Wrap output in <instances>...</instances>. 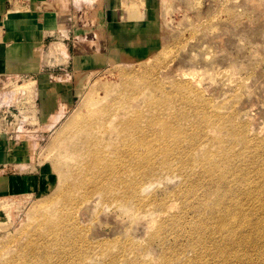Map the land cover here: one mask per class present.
I'll list each match as a JSON object with an SVG mask.
<instances>
[{
    "label": "rangeland",
    "instance_id": "obj_1",
    "mask_svg": "<svg viewBox=\"0 0 264 264\" xmlns=\"http://www.w3.org/2000/svg\"><path fill=\"white\" fill-rule=\"evenodd\" d=\"M131 1L143 5V0H123L125 9ZM81 2L82 5H75V9L81 11L80 16H76L78 21H70L67 26L71 29L72 24L80 25L76 29L84 36H76L75 29L68 33L63 27V31L42 44L36 57L42 74L53 72L52 81L62 86L71 85L72 102L67 106L58 103L50 117L37 120L33 105L34 78L14 80L7 88H16L15 99L21 92L26 94L22 95L24 109L19 110L22 116L19 120L23 123L19 124L15 117L13 126L16 128L19 124V131L9 137H13L10 142L19 141L26 147L24 167L26 172L35 173L38 187L24 196L0 197V257L8 258L17 253L19 245L30 249L28 242L36 240V227L42 228L41 233H44L46 227L54 226L57 231L63 230L66 237V242L51 247L56 255L46 254L48 256L41 260L23 257L22 264H37L39 260V264H111L115 257L116 264H128L130 260L133 264H192L194 255L187 249L186 237L177 241L169 239V243L178 245L183 253L164 245L165 252H162V244L150 242L148 238L160 218L179 211L171 198L181 182L182 166L178 159L175 161L176 155L183 150L192 155L211 138L227 136L229 129L200 124L195 131L182 133L177 115L168 116L163 126L152 125L158 133H147L134 142L139 153L124 146L131 144L128 141L117 144L121 158L117 166L121 175L117 180H109L105 191L104 175L101 183L104 198L96 194L88 200L84 197L99 183V178L95 176L97 170L86 152L83 136L72 137L75 127L71 124L88 108L94 111L105 101L108 104L120 97L126 85L135 89L145 84L159 85L160 92L170 93L165 98L170 110H187L184 103V108L174 107L181 102L177 100L179 94L173 91L174 85L179 84L185 98L200 95L207 102L215 100L212 103L222 112L231 114L236 123H244L247 142L258 147L236 165L253 162L248 166L250 177L253 178V173L264 174V0H151L150 36L143 39L144 43L124 44L122 53L112 47L109 38L94 34L104 27L107 19L104 11H97L101 0ZM142 10L139 18L143 17ZM85 49L93 58L87 64L89 68L82 72L71 71L69 51ZM3 101L8 103L9 99ZM130 102L134 103L132 109L143 105L142 100ZM166 125L170 128L168 134ZM239 147L237 143L236 148ZM150 165L157 170L154 175L145 176ZM216 180L212 177L211 184ZM225 181V176L219 180L220 183ZM252 188L233 200L225 197L219 205L214 204L216 193L205 197V191H201V203L214 208L216 213L208 236L220 238L218 223L223 213L232 214L228 220L233 229H222L224 238L217 244L226 251L216 254L211 250L210 254L202 251L196 264H264V226L258 227L256 234L249 224L254 219L264 220V192ZM234 189L240 192L242 186ZM168 198L172 200L166 201L165 211L156 216L147 208L133 213L139 206ZM198 213L208 215L207 211L187 212L183 225L186 236L191 233L187 223ZM70 220L81 238L67 236L65 229ZM194 220L195 224L206 222L202 217ZM234 234L235 243L229 237ZM247 234H250L248 240L238 245L240 238L247 239ZM113 238L119 243L112 244ZM134 247L138 248L140 258L124 254ZM69 248L73 252L66 254Z\"/></svg>",
    "mask_w": 264,
    "mask_h": 264
},
{
    "label": "bare ground",
    "instance_id": "obj_2",
    "mask_svg": "<svg viewBox=\"0 0 264 264\" xmlns=\"http://www.w3.org/2000/svg\"><path fill=\"white\" fill-rule=\"evenodd\" d=\"M126 84L131 83L126 82ZM187 87L189 86L187 85ZM158 89H160L159 85L145 84L138 89L126 85L120 97L113 99L108 104L105 101L101 104L100 108L94 111H90V108H88L87 112L78 115L73 120L71 126L75 128L72 129V137L83 136L86 152L91 158L92 165L97 170L95 176L99 178V183H95L92 189L87 191L84 198L89 200L96 194H98V197L104 198V191L107 188L109 180L113 178L117 180L121 175L117 166L118 161H121L120 154L116 150L118 143L128 141L131 144L124 146L133 153H139L137 147L133 146L134 142L147 133H158L159 131L152 129V125L163 126L167 121V117L172 116L174 113L179 119V130L182 133L193 132L200 124L214 125L219 130L228 128L227 136L211 138L202 146V149H197L192 155L186 153V150L176 155L175 161L178 159L179 165L182 166L180 169L181 182L171 198H173V203L179 211L160 218L155 230L148 238L150 242L161 243L162 252H165L164 245L168 246L167 248L172 246L171 250L175 249L183 253V249L178 247V245L169 243V239L177 241L182 237H186L187 249L192 252V256L194 255V261L191 263L196 264L200 260L202 251H205V254H210V250L214 254L226 251L222 250L221 245L217 244L224 238L222 229H233L232 223L228 220L232 214L223 213L219 217L220 221L218 223L220 238L214 239L208 236L216 213L214 208H207L204 203H201V191H205V197H211L216 193L215 205L221 204L225 197L233 200L239 195L245 194L250 186H253L254 189H261L264 192V174L253 173V178L250 177L251 172L248 170V166L253 162L244 166L236 165L247 159L248 154L256 150L258 144L247 142L244 123H236L231 114L222 112L215 103H212L215 100L209 99L210 101L207 102L200 95H196L194 98H185L184 94L179 90V84H175L173 91L179 94L177 100L181 102L178 105L174 104V107L184 108L182 106V103H184L187 106V110L172 111L170 110V106H168L169 104L165 101V98L169 97L168 94L170 93H164V90L160 92ZM131 100H142V107L132 109L134 103H131ZM211 107L214 109H210ZM154 120L156 121L153 122ZM169 129L166 125L165 131L167 134ZM262 136H264V133H262ZM175 141L177 142L176 139ZM237 143L240 144L239 148H236ZM147 150L150 151V148ZM169 156L174 157L172 154ZM155 160L156 158H154ZM229 166L231 168L227 170ZM156 170L155 166L150 165L145 171V176L154 175ZM104 175H106L105 178ZM224 176L226 181L220 183L219 180ZM212 177H216L217 180L211 184ZM102 181L104 186L103 192ZM238 185L242 186V190L235 192L234 187ZM181 196L182 198H180ZM68 199L71 200V198ZM167 200L172 199L156 200L148 203L146 206H139L133 210V213L135 214V211L146 210L147 208L151 209L156 216L158 213L165 211ZM207 200L208 198L205 199V201ZM177 201L179 202L177 203ZM193 210L207 211L208 215L194 214L191 221L187 223L191 227V233H188L186 236L183 225L186 223L187 212H193ZM198 217H202L206 222L200 221L199 224H195L194 219ZM71 219L74 221L73 218ZM42 220L48 223L47 218L43 217ZM249 224L252 225L250 228H255V233L258 234L257 228L264 226V220L259 222L254 219ZM41 231L42 228L39 227L34 229L36 240L32 243L28 242L30 249L19 245L17 253L8 258L0 257V264H22L23 257L41 260L48 255H56V252L51 251V247L56 246L61 241L66 242L64 231H57L54 226L46 227L44 233H41ZM65 232L69 237L81 238V233L76 230L71 220ZM85 233L87 235L88 232ZM249 235L247 234V239L240 238L238 245L245 243ZM229 237L234 243L237 240L235 234ZM110 242L112 244L119 243L114 238ZM88 244L90 246L91 243ZM136 249L138 248H130L127 251L125 249L122 253L126 251L125 255L140 258ZM72 252L73 250L69 248L66 254H71ZM40 260L37 264H39ZM116 263L117 257L112 260L111 264ZM128 264L133 263L130 260Z\"/></svg>",
    "mask_w": 264,
    "mask_h": 264
},
{
    "label": "crops",
    "instance_id": "obj_3",
    "mask_svg": "<svg viewBox=\"0 0 264 264\" xmlns=\"http://www.w3.org/2000/svg\"><path fill=\"white\" fill-rule=\"evenodd\" d=\"M76 4L82 5L81 0H0V104L9 83L25 77L34 78L37 120L50 117L58 103L67 106L72 102L74 94L71 85L62 86L52 81L53 72L42 74L36 57L42 44L63 31V27L68 33L75 29L76 36L83 35L76 29L80 25L76 27L72 24L71 29L67 26L70 21L74 23L79 19L76 16H80L81 11L75 9ZM100 5L97 11H104L107 19L104 27L94 34L109 38L116 50L122 53L124 44L144 43L143 39L150 36L149 27L153 24L151 0H143L142 7L131 1L128 9H125L123 0H101ZM142 8L140 14L143 17L139 18ZM69 53L71 71L82 72L89 68L87 64L93 58L88 49ZM23 105L21 101L10 108L12 114L16 117L21 115ZM16 109L18 112H15ZM14 129L0 121V197L24 196L38 187L35 173L26 172L24 167L26 147L19 141L10 142L13 137L9 135L14 134Z\"/></svg>",
    "mask_w": 264,
    "mask_h": 264
},
{
    "label": "built area",
    "instance_id": "obj_4",
    "mask_svg": "<svg viewBox=\"0 0 264 264\" xmlns=\"http://www.w3.org/2000/svg\"><path fill=\"white\" fill-rule=\"evenodd\" d=\"M9 86H11V85H9ZM8 87V86H7ZM11 88H13V89H6L5 90V92H4V99H6V98H8L9 99V102L8 103H5L4 101H2V103L0 104V121H3V122H5V125L7 126V127H9V128H15L14 126H13V124H14V121H15V115L14 114H12V112H11V109L10 108H13V107H16V105H17V103H19V102H21V101H23L24 99H23V96L25 95L26 96V94H24V92H21V93H19L20 94V96H17V98L15 99L14 97H15V95H16V92H14V91H16V88H14L13 86L11 87ZM23 95V96H22ZM21 96H22V98H21ZM28 98V97H27ZM35 95H34V101H35ZM3 99V100H4ZM35 103V102H34ZM34 105V104H33ZM18 112V110L16 109L15 110V112ZM15 114H17V113H15ZM18 116H20V117H18ZM22 116L19 114V115H17V118H18V120H19V118H21ZM24 122H26V121H24ZM23 122H22V119H20L19 120V124H22ZM19 124H18V127H19ZM28 125V124H27ZM25 126H26V124H25ZM18 127H16V129H14V131H12L13 133H15V132H17V131H19V130H17L18 129Z\"/></svg>",
    "mask_w": 264,
    "mask_h": 264
}]
</instances>
